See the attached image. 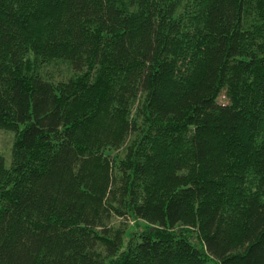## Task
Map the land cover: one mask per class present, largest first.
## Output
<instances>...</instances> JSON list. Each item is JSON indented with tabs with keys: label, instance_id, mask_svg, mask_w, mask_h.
<instances>
[{
	"label": "trees",
	"instance_id": "16d2710c",
	"mask_svg": "<svg viewBox=\"0 0 264 264\" xmlns=\"http://www.w3.org/2000/svg\"><path fill=\"white\" fill-rule=\"evenodd\" d=\"M0 129V264H264V0H0Z\"/></svg>",
	"mask_w": 264,
	"mask_h": 264
},
{
	"label": "rangeland",
	"instance_id": "374dc122",
	"mask_svg": "<svg viewBox=\"0 0 264 264\" xmlns=\"http://www.w3.org/2000/svg\"><path fill=\"white\" fill-rule=\"evenodd\" d=\"M46 75L55 81L67 80L73 75V70L68 62L60 61L48 64L43 70ZM14 142V133L0 129V154H2L7 163L11 160L12 145ZM112 153L111 155H113ZM135 219L129 216H114L111 220L113 230L123 229L125 232L135 231ZM127 228V229H125ZM125 236V235H124ZM108 260V259H107Z\"/></svg>",
	"mask_w": 264,
	"mask_h": 264
}]
</instances>
